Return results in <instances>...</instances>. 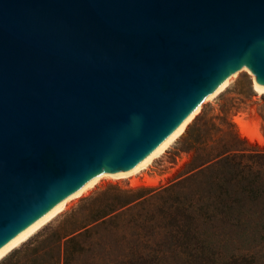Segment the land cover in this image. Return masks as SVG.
Masks as SVG:
<instances>
[{"label":"water","instance_id":"obj_1","mask_svg":"<svg viewBox=\"0 0 264 264\" xmlns=\"http://www.w3.org/2000/svg\"><path fill=\"white\" fill-rule=\"evenodd\" d=\"M241 64L264 83V0H0V247Z\"/></svg>","mask_w":264,"mask_h":264},{"label":"trees","instance_id":"obj_2","mask_svg":"<svg viewBox=\"0 0 264 264\" xmlns=\"http://www.w3.org/2000/svg\"><path fill=\"white\" fill-rule=\"evenodd\" d=\"M235 105L202 133L196 127L202 115L188 126L191 155L172 181L134 188L108 183L34 239L28 262L16 264L250 262L219 245L264 235V149L238 134L229 117Z\"/></svg>","mask_w":264,"mask_h":264},{"label":"rangeland","instance_id":"obj_3","mask_svg":"<svg viewBox=\"0 0 264 264\" xmlns=\"http://www.w3.org/2000/svg\"><path fill=\"white\" fill-rule=\"evenodd\" d=\"M251 78V73L246 69H242L222 91L214 97L205 100L200 111L190 121L185 131L151 165L134 175L137 182L132 183V177L100 179L88 192L71 199L62 211L38 228L26 240L2 256L0 264H16L24 260L27 263L31 257L28 246L30 247V245L36 243L34 239L40 240L43 238L46 233L56 227L64 213L69 212L80 203V199L91 195L108 183H117L122 187L134 188L139 186L158 187L172 181L181 173L185 163L190 158L191 152L187 149V128L197 116L202 115V120L196 126L198 127V132L202 133L208 127L206 122L209 120L219 122L224 107L236 103L229 117L235 124L238 134L258 148L264 149V93H257L253 89ZM236 119H239L254 132V139L247 137L241 132L240 125ZM40 234L42 236L38 237ZM219 243L222 253L231 248L238 257L244 256L250 261L248 263L238 261L236 264H264V235L246 238L238 237L232 242L221 239ZM24 246H26V251H24Z\"/></svg>","mask_w":264,"mask_h":264},{"label":"bare ground","instance_id":"obj_4","mask_svg":"<svg viewBox=\"0 0 264 264\" xmlns=\"http://www.w3.org/2000/svg\"><path fill=\"white\" fill-rule=\"evenodd\" d=\"M242 69H246L247 71L251 73V76L253 79V89L257 93H264V83L262 84L245 64H241L238 68H236L233 72H231L227 77H225L222 81H220L217 85H215L212 89H210L207 93H205L203 97L193 106L191 111L182 120H180L159 142H157L152 148H150L144 155H142L139 159H137L134 163L130 164L129 166H126L124 168L107 169L106 171L101 173L99 176H97L95 179L90 181L84 187L79 189L73 195L68 197L66 200L61 202L59 205H57L55 208L50 210L44 216H42L37 221L32 223L30 226H28L26 229L21 231L15 237H13L8 242L3 244L0 247V258L4 256L7 252H9L12 248L17 246L19 243L26 240L38 228H40L43 224H45L47 221L53 218L56 214L62 211L71 199L76 198L88 192V190L92 188L97 182H99L100 179L108 178V177L109 178L132 177L131 179L132 183L137 182L134 175L138 173L140 170L147 168L149 165L153 163V161L157 157L163 154L164 151L170 146V144L174 140H176L185 131L187 125L195 117V115L198 114V112L200 111L202 103L205 100H208L214 97L216 94L222 91L229 84L230 80L233 77H235L236 74ZM236 120L238 124L240 125L241 132L247 137L254 139L255 138L254 132L250 128H248V126H246L243 122H241L239 119H236Z\"/></svg>","mask_w":264,"mask_h":264}]
</instances>
